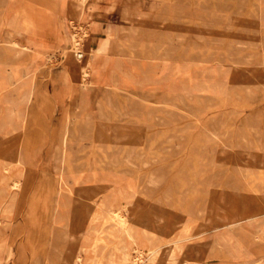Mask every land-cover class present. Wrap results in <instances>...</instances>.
Returning <instances> with one entry per match:
<instances>
[{"label": "rangeland", "instance_id": "374dc122", "mask_svg": "<svg viewBox=\"0 0 264 264\" xmlns=\"http://www.w3.org/2000/svg\"><path fill=\"white\" fill-rule=\"evenodd\" d=\"M0 209V264H264V0H0Z\"/></svg>", "mask_w": 264, "mask_h": 264}, {"label": "bare ground", "instance_id": "6f19581e", "mask_svg": "<svg viewBox=\"0 0 264 264\" xmlns=\"http://www.w3.org/2000/svg\"><path fill=\"white\" fill-rule=\"evenodd\" d=\"M77 5L80 7V10H83V11H85V7H84V5H83V2L82 3H80V2H77ZM67 38H68V36H67ZM83 38V35H80L77 31H74V33L70 36V40H71V42H72V44L74 45V48L75 49H79L78 51H80L79 52V59L80 58H82L84 55H83V50L79 47V45H81V43H80V41H79V39H82ZM14 43H16V42H14ZM105 43V42H104ZM103 43V44H104ZM107 43V42H106ZM105 43V44H106ZM17 44V43H16ZM101 45V44H100ZM99 46V45H98ZM100 48V47H99ZM82 72H83V77L84 78H86L88 75H89V71H88V69H87V67H86V65L82 68ZM214 136V135H213ZM19 148V147H18ZM17 158V157H16ZM21 180V179H20ZM20 180L17 178V177H14L13 178V180H12V183H13V186H17L18 185V183L20 182ZM155 184V183H154ZM11 186V185H10ZM20 186V185H19ZM18 186V187H19ZM1 210V209H0ZM3 211H5V210H3ZM12 211V210H11ZM11 214V213H10ZM122 213H117V216H119L120 217V219L122 218V215H121ZM2 215V214H1ZM5 215V214H4ZM122 220V219H121ZM124 220V219H123ZM53 225V224H52ZM51 236V235H50ZM218 250V249H217ZM141 251V250H140ZM219 251V250H218ZM224 251V250H223ZM222 251V252H223ZM220 252H221V250H220ZM226 252V251H225ZM229 253V252H228ZM229 255V254H228ZM74 260H75V257H74ZM76 260H77V258H76ZM137 260V259H136ZM80 261V260H79ZM79 263V262H78ZM2 264H4V263H2ZM134 264V263H133Z\"/></svg>", "mask_w": 264, "mask_h": 264}]
</instances>
